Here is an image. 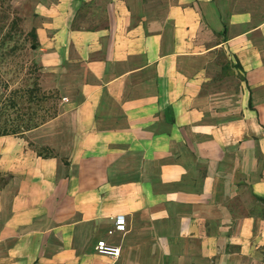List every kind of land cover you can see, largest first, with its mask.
<instances>
[{"label": "crops", "instance_id": "0c3cea01", "mask_svg": "<svg viewBox=\"0 0 264 264\" xmlns=\"http://www.w3.org/2000/svg\"><path fill=\"white\" fill-rule=\"evenodd\" d=\"M84 3L98 29L72 27ZM217 3L178 0L145 23L127 0L36 3L62 100L0 136V264H264V17L232 12L225 41L198 43L208 11L222 30ZM220 50L242 68L225 101L208 90L225 77L200 62ZM118 214L126 231L110 236ZM100 239L120 256L98 254Z\"/></svg>", "mask_w": 264, "mask_h": 264}, {"label": "rangeland", "instance_id": "374dc122", "mask_svg": "<svg viewBox=\"0 0 264 264\" xmlns=\"http://www.w3.org/2000/svg\"><path fill=\"white\" fill-rule=\"evenodd\" d=\"M39 0H0V47L2 48V52H6L10 49L14 44H18L20 47L16 51L14 55H4L3 53L0 55V90H4V84H7L8 90L16 89V88H24L29 86L31 82H33V78H38V82L43 88V90L47 93L53 95V97L48 100L46 103L44 102L40 106L36 103H28L25 100L21 102V105L25 109L29 104L31 105L34 112H37L39 117L42 114L49 112H57L60 109V101L61 98V85L58 81V73H53L49 69H46L41 63V52L39 47L36 50L32 51L30 49V40L26 35L31 28L34 27L36 19L34 16V8L36 3ZM132 9L136 12L138 10H159L160 2H166L167 9L173 5L177 4L178 0H127ZM219 2V7L224 14L232 13L236 11H244L250 10L256 14L257 18L264 17V0H217ZM88 10V9H87ZM92 10V9H91ZM90 10V11H91ZM89 11V10H88ZM93 11V10H92ZM100 13V12H99ZM99 17L95 13L87 14L86 17L81 19L80 23L84 26H88L90 24H103L105 22L102 14H98ZM205 15V14H204ZM212 15H215L212 13ZM211 12L208 11L204 18H202V27L200 26L199 35L197 37L198 43L204 44H212L216 41V35L212 33V30L216 28L215 24L219 26L217 18L212 17ZM16 18L19 21V28L17 33L15 34L14 39H9V34L11 31V21ZM209 23V24H208ZM210 23L212 25H210ZM159 24H162L161 22ZM155 24L153 28H159V25ZM214 25V26H213ZM212 29V30H211ZM213 59H212V58ZM221 58L219 55L216 57L211 56L209 54L204 55L200 62L203 64H208V72L214 78L219 76L217 73L218 68L215 67L216 60ZM34 61H37L41 64V71H34L33 68ZM201 65L202 63H196V65ZM194 65V66H196ZM34 71L33 74H31ZM238 79L235 76H228L224 78V81L218 83L215 81L214 83H210V87L208 90L213 94H218L216 97H223L225 101L226 96L230 91L236 93L238 90ZM215 96V95H214ZM214 101V100H211ZM234 99L232 104L234 105ZM216 102H212L211 106H214ZM225 106H230V104H224ZM53 106V107H52ZM217 108V107H213ZM228 108V107H227ZM212 111V110H211ZM9 113L14 114V112L10 111ZM234 115L230 114H215L211 113L208 115V121L211 123H217L220 120H226L230 117H234ZM1 118V116H0ZM1 124V123H0Z\"/></svg>", "mask_w": 264, "mask_h": 264}, {"label": "trees", "instance_id": "16d2710c", "mask_svg": "<svg viewBox=\"0 0 264 264\" xmlns=\"http://www.w3.org/2000/svg\"><path fill=\"white\" fill-rule=\"evenodd\" d=\"M91 3H84L82 6V9H85L84 11L78 12V14L76 15V18L74 20V23L72 24V27L74 29H88V30H95L98 29L101 25L99 24H90L88 26H84L80 23L81 19H83L84 17H86L87 14H89V8L91 7ZM167 3L166 2H160V4H158L155 7L160 6L159 10H138V11H134L132 9V7L128 6L130 8V11H132V15L136 17V19L138 21H143L144 23L147 21V14L153 11H156L158 14V18L160 20H164L166 19V7ZM88 9V10H87ZM231 13H223L221 11L218 12L220 21L222 23V30L220 32H215V30H212V33L219 35V36H223L225 41V37L227 34V30H228V17L230 16ZM19 20L14 18L11 21V31L9 34V39H14L15 34L17 33V30L19 28ZM164 27H166V29H170L172 27V24L170 22V20H166V22L164 23ZM105 26V25H104ZM30 40V49L32 51L36 50L37 47H39V43H38V38H37V34H36V29L35 27L31 28L30 31L26 34ZM221 43V42H218ZM19 45L18 44H14L13 46L10 47L9 50H7L6 52H2V48L0 47V55L3 53L4 55H14L16 53V51L19 49ZM220 56L221 58H219L218 60H216V63L220 66V74H219V78H224V77H228V76H233L234 75V67L237 68L238 70H241V65L237 62L235 64H233L226 56L225 52L220 50L217 52V56ZM34 71H41L42 66L41 64H39L37 61H34L33 64V68H31ZM31 70V74L34 73V71L32 72ZM239 77H241L239 75ZM244 79V78H241ZM33 82H31L29 84V86L24 87V88H16V89H12L8 91V94L6 93L8 90V85L4 84L5 88L4 90H0V136L3 135H11V134H20L24 131H28L30 129H33L43 123H45L46 121L52 119L53 117H55L57 115V110L54 112H51V114H49V112L42 114L41 117L37 116L38 113L34 112V110L32 109L31 105L32 103H36L39 106L41 104H43L44 102L46 103L48 100H50L53 95L50 93H47L43 90V88L41 87V85L39 84V80L38 78H33L32 80ZM1 85V84H0ZM26 101L28 103H30L25 109L23 108V106L21 105L22 101ZM53 107V106H52ZM14 112V114H11L9 112Z\"/></svg>", "mask_w": 264, "mask_h": 264}, {"label": "built area", "instance_id": "2783aa9c", "mask_svg": "<svg viewBox=\"0 0 264 264\" xmlns=\"http://www.w3.org/2000/svg\"><path fill=\"white\" fill-rule=\"evenodd\" d=\"M127 228L126 217L124 214H118L114 217L113 226L107 231L108 235H113L116 232H125ZM95 250L98 254L106 255L110 257H119L121 253V249L117 245H113L108 243L104 239L98 240Z\"/></svg>", "mask_w": 264, "mask_h": 264}]
</instances>
